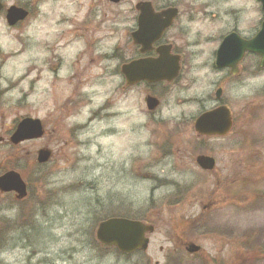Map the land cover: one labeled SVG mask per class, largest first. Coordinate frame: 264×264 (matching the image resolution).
I'll list each match as a JSON object with an SVG mask.
<instances>
[{"label": "rangeland", "instance_id": "374dc122", "mask_svg": "<svg viewBox=\"0 0 264 264\" xmlns=\"http://www.w3.org/2000/svg\"><path fill=\"white\" fill-rule=\"evenodd\" d=\"M89 1L44 0L41 28L0 25V175L15 169L29 187L24 200L0 192V264H246L237 242L254 235L264 243V198L253 196L264 192V72L226 82L223 96L236 121L229 136L202 144L193 122L197 94L199 112L201 100L213 106L209 97L224 77L211 68L223 36L237 30L252 37L262 20L259 1L199 0V21L188 26L187 15L168 36L185 52V67L175 84L156 89L162 104L154 114L143 86L127 93L106 70L115 64L105 55L127 45L132 21L123 8L130 5L101 1L107 20L95 35L102 43L89 52L73 32ZM26 116L39 118L46 132L15 146L10 134ZM41 148L52 151L45 164L37 162ZM164 152L174 157L163 160ZM203 152L216 157L220 182L192 163ZM179 163L181 173L166 170ZM176 191L185 193L180 217L164 203ZM210 200L215 205L198 241L185 233L195 220L189 218ZM152 212L156 229L147 252L123 255L98 244L101 220ZM193 239L206 256L171 253L174 241Z\"/></svg>", "mask_w": 264, "mask_h": 264}, {"label": "flooded vegetation", "instance_id": "af4514ba", "mask_svg": "<svg viewBox=\"0 0 264 264\" xmlns=\"http://www.w3.org/2000/svg\"><path fill=\"white\" fill-rule=\"evenodd\" d=\"M101 1L102 0H90L87 4V9L83 12V17L81 18L79 23H73V32L76 35L75 37L79 38L77 43H85L84 48L86 50L88 49L89 52H90V48L92 47V44L102 43L101 36H97V34L95 35V32L97 31L100 32L102 30V26L107 20V12L104 8H101L100 6ZM103 1L105 3H108L111 7H116V8H119L124 3H128V6L130 5V7H127L126 9L123 8V11L124 14L129 15L128 19L132 21V24L126 29V43H127L126 47H123L124 44L117 45L115 49L111 52V54L107 53L108 55H105V59H108V61L114 62L115 64L111 72L110 70H108V68H106V70L108 73H111L112 75H114L119 79V81L121 82L120 84L122 90L126 91L127 93L135 91V89L138 88L139 86H143L146 89L144 101L147 109H148L147 97L153 96L157 98L159 100V105L154 110L148 109V111L151 114H154L157 112V110L162 104L161 94L156 89L157 88L160 89L165 85L175 84L176 81L179 80V77L182 75L185 67V58H186L185 52L182 51V47L178 46L173 39H169L168 36L170 35V33L176 32L175 30L182 28L181 22L183 18L186 17L187 15L189 16L188 26L195 24L199 21L198 16L194 17V14L199 15V0H119L118 2L111 0H103ZM141 2H149L155 13H160L169 8H174L177 10L175 16L173 17L171 25L164 31L162 37L156 42H154L151 45L150 49H148L147 51H142L141 50L142 46L138 43H135L133 39V33L139 28L140 10L138 9L137 6ZM43 5H44V0H0V25L7 26L9 29H15L18 31H27L32 29V27L41 28L43 24ZM12 7L20 9L21 11H19L18 13L22 17L19 20L15 21L13 24H11L12 18H9L8 16L9 10ZM92 9L94 14H92ZM194 11L197 12L193 13ZM263 19H264V14L262 12L261 22L263 21ZM162 46H165L166 48L169 46L170 54L175 56L176 58L178 57L179 59L180 69L177 77L172 81L161 80L156 82L148 81L145 78L135 84L128 85L126 81V75L123 71L124 65L132 61L141 60V59L144 60L157 59L159 57L158 49L161 48ZM249 57H252L254 60L249 61L248 63L246 62V60ZM260 61L261 59L258 55L247 53L243 58V60L239 63V72L235 74L233 73L232 67H224V68L217 67L215 65L216 55L214 59L211 60V68L214 70V72L223 74L224 77L222 78V80L218 81L217 84L215 85V88L217 86L215 96L213 97L211 95L209 97L213 106L207 107V105H204L203 101L201 100L200 112H199V94H197V98H196L197 114L193 122V128L198 142L203 144L209 140L219 139L220 137L199 135V133L195 129V121L204 112L217 108L221 105L228 106L231 109L230 105L228 104L229 103L228 100H226L223 96L224 86L226 85V82L227 81L234 82L235 80H239L242 78L243 76L242 74H247L250 73L251 71L256 72L257 74L263 73L264 65L261 66ZM219 89L221 90V95L218 97L217 91ZM231 112L233 114L232 109ZM234 123L236 124L235 118H234ZM186 155L187 153L183 155V158H187ZM199 155H208L213 157L217 165L216 157L205 152L198 153L196 156L193 157L192 163L195 166H198V168H200L202 171L215 173L218 182H220L219 174L215 168L213 170H204L199 166L197 162V157ZM172 157H174L172 153L170 154L164 152L161 158L163 160L164 159L167 160L169 158L172 159ZM190 157H192V155ZM179 158L180 157H178V159ZM183 158H181V160H183ZM183 164L184 163L180 165L179 163L178 166H175V164H173L172 169L170 168V166H168L167 167L168 169L166 168V170L169 172H173L171 174L181 173L180 170ZM166 165L167 164H165L163 168H165ZM186 188L189 187H185L184 189ZM155 190H157L156 185L152 188V192H155ZM13 194L14 197H16L15 193ZM184 197H185L184 191H176L174 194L166 195V198L164 199L165 200L164 203L168 205V207L173 208L171 212L173 214V217H180L181 215H185V211L179 210V208L182 207L185 203ZM215 197L216 196L214 195L212 200H214ZM212 200H210L206 205L202 206V212L200 214L198 213L197 215H193V217L189 218L195 220H193L192 223H189L188 229L185 233L192 234L194 238H196V240L198 241L203 234L202 222L205 219V217L209 215L210 213L209 209L213 205H215L214 203H211ZM175 208H178V210H175ZM205 210L208 211L206 212V214H205ZM139 218L143 220V222L153 225L154 228L156 229V225H155L156 218L154 217L153 212L146 214V216L141 215ZM151 243H152V237L149 236V247ZM174 243L175 244L174 247L172 248L171 253L173 252V253L182 254L184 251L188 253L187 247L189 243H195L199 245V243L195 242L194 239L188 241L184 240L182 242L174 241ZM201 251L202 252L199 253L198 251L195 254H197L198 256L199 255L206 256V252H204L203 250ZM137 252H141V251H137Z\"/></svg>", "mask_w": 264, "mask_h": 264}, {"label": "water", "instance_id": "95a60500", "mask_svg": "<svg viewBox=\"0 0 264 264\" xmlns=\"http://www.w3.org/2000/svg\"><path fill=\"white\" fill-rule=\"evenodd\" d=\"M118 2L119 0H111ZM264 14V0H259ZM140 10L139 28L133 33L135 43L142 46V51L150 49L151 45L159 40L164 31L171 25L176 9L169 8L160 13H155L149 2L138 4ZM20 9L12 7L9 10L11 24L19 20ZM159 57L152 60H136L125 64L123 71L128 85L135 84L143 79L151 82L168 80L177 77L180 69L179 59L170 54L169 46L158 49ZM247 53L260 57V65H264V19L258 32L251 38H244L236 31L227 34L216 54L215 65L219 68L232 67L233 73L239 72V63ZM221 90L217 91V96ZM159 105V100L153 96L147 97V107L154 110ZM233 128L231 110L221 105L215 109L204 112L195 121V129L202 136H226ZM45 129L39 118L26 116L22 118L10 137L11 143L17 145L27 140L43 137ZM52 157V151L41 148L37 152V161L47 163ZM197 162L201 168L212 170L215 167V159L208 155H199ZM0 191L2 193L16 192L18 199L27 196V185L21 174L16 170H9L0 176ZM154 231V227L139 220L124 217H111L101 221L96 229V238L103 247H116L123 253H133L136 250L146 251L149 246L147 234ZM190 253L198 252L201 246L189 243L187 247Z\"/></svg>", "mask_w": 264, "mask_h": 264}, {"label": "trees", "instance_id": "16d2710c", "mask_svg": "<svg viewBox=\"0 0 264 264\" xmlns=\"http://www.w3.org/2000/svg\"><path fill=\"white\" fill-rule=\"evenodd\" d=\"M261 174L264 175V171L262 173H260V175ZM245 177L247 178V180L253 179V178L248 179L247 176H245ZM236 196H238V194ZM253 196H256L257 199L264 198V192L256 191V195H253ZM252 197L250 198L249 201L252 200ZM4 223H5V221L0 220V227L3 226L5 228ZM1 236L2 235H0V238H1ZM220 237H223V236L221 235ZM254 238H255L254 235L244 236L243 238H241L240 243L237 242L238 251L240 252L238 259H239V257L244 256L246 258V264H252V263H255L256 261H258L259 259L260 260L264 259V243H257V242H255ZM225 239H226V241H228V240H230V237L228 236ZM106 251H107V249H106ZM210 262L214 264V260H210L209 263ZM221 264H229V263L226 262V263H221ZM232 264H236V263H232ZM237 264H239V260H238Z\"/></svg>", "mask_w": 264, "mask_h": 264}, {"label": "bare ground", "instance_id": "6f19581e", "mask_svg": "<svg viewBox=\"0 0 264 264\" xmlns=\"http://www.w3.org/2000/svg\"><path fill=\"white\" fill-rule=\"evenodd\" d=\"M103 220H105V219H103ZM103 220H101V221H103Z\"/></svg>", "mask_w": 264, "mask_h": 264}]
</instances>
